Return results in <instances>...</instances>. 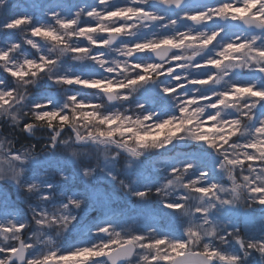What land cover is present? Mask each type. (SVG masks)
Here are the masks:
<instances>
[{"label":"snow or ice","instance_id":"obj_1","mask_svg":"<svg viewBox=\"0 0 264 264\" xmlns=\"http://www.w3.org/2000/svg\"><path fill=\"white\" fill-rule=\"evenodd\" d=\"M21 102L25 139L102 154L138 210L94 195L84 218L71 188L25 181L38 201L30 217L0 211V264H243L264 252V0H0V112ZM29 155L9 153L0 171L19 176Z\"/></svg>","mask_w":264,"mask_h":264},{"label":"clouds","instance_id":"obj_2","mask_svg":"<svg viewBox=\"0 0 264 264\" xmlns=\"http://www.w3.org/2000/svg\"><path fill=\"white\" fill-rule=\"evenodd\" d=\"M30 97H24V101ZM25 105L23 102L14 105L11 111L0 112V159L6 160L9 153L15 154L16 150H22L30 155L25 157L22 165L17 164L16 167H23V171L19 176L14 175L7 170L0 171V192L8 193L9 189L17 194L18 200L22 201L27 207L28 202L36 203L38 201L39 188L29 190L24 186L25 181L40 183L42 181L51 180L56 183L60 190L68 191L72 189V194L78 195L80 198V207L77 209V214H86L89 208L93 206L92 197L99 194L101 197H110L112 202L118 203L122 198L130 199L125 194L117 195L119 184L113 183L105 176V168L111 162H106L102 154H97L89 147L81 148L79 145L72 144L70 150H66L63 155H55L44 145L47 143L46 138H37L29 136L24 138V133L19 127L23 123V113ZM75 151L77 156H73ZM68 159H64V157ZM75 161V163H73ZM80 163L88 165V171L91 173L88 176H83L80 173L78 165ZM116 172L120 180H127L131 177L126 173L129 171V162L126 158H121L115 162ZM71 178V183H68ZM82 187H75L76 185ZM108 186V189L105 188ZM17 208V205L12 200H6L0 203V211H9L11 208ZM135 207V206H133ZM241 209L248 211L250 205L246 202H241ZM225 214V219H228L231 214L230 209H221ZM260 219L258 226H264V212H257ZM243 264H264V252H257L256 255L247 259Z\"/></svg>","mask_w":264,"mask_h":264},{"label":"rangeland","instance_id":"obj_3","mask_svg":"<svg viewBox=\"0 0 264 264\" xmlns=\"http://www.w3.org/2000/svg\"><path fill=\"white\" fill-rule=\"evenodd\" d=\"M15 2L19 5H24V6H28L34 2H44V0H15ZM70 2H81L83 3L84 0H70ZM23 10V9H21ZM53 94L52 92L46 91V90H38V96H45V95H51ZM119 178H123V177H119ZM75 187L79 188L82 187V185H76ZM105 188L108 189V186L105 185ZM110 190V189H108ZM124 191L123 189H119V191L117 192V195L123 196ZM0 195H3L5 197H7L9 200H12L16 203L17 205V210L21 211L23 213H26L29 217L31 216V211L29 210V208L20 200H18L17 198V194L15 191L9 189L8 193L5 192H0ZM98 197H101L99 194H97ZM102 198V197H101ZM118 209H123L124 211H127L129 213L135 212L137 211V206L135 205V200H131V199H121L118 203L114 204ZM135 206V207H133ZM154 207L156 205H153ZM87 214H82V216L84 218H87ZM30 235V233H29Z\"/></svg>","mask_w":264,"mask_h":264}]
</instances>
